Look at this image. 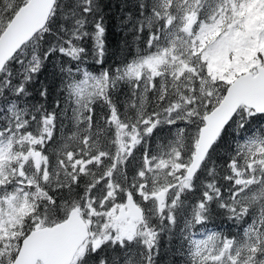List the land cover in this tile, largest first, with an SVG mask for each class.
I'll return each instance as SVG.
<instances>
[{"label": "snow or ice", "instance_id": "snow-or-ice-1", "mask_svg": "<svg viewBox=\"0 0 264 264\" xmlns=\"http://www.w3.org/2000/svg\"><path fill=\"white\" fill-rule=\"evenodd\" d=\"M0 264H264V0H0Z\"/></svg>", "mask_w": 264, "mask_h": 264}, {"label": "trees", "instance_id": "trees-1", "mask_svg": "<svg viewBox=\"0 0 264 264\" xmlns=\"http://www.w3.org/2000/svg\"><path fill=\"white\" fill-rule=\"evenodd\" d=\"M113 2H114V0H113ZM122 39H123L122 34H120L118 31H115V34L110 37V40L112 42L111 43L112 50H116L117 45L120 43V41ZM129 58H131V57H129ZM97 68H98V66H97ZM90 70H93V69H90ZM212 227H213V225L209 224V228H212ZM224 227H225V229H227L228 225L225 224ZM233 230H235V229H233Z\"/></svg>", "mask_w": 264, "mask_h": 264}]
</instances>
